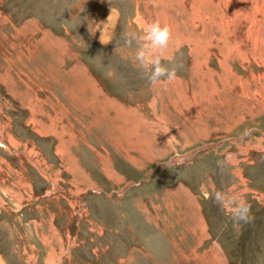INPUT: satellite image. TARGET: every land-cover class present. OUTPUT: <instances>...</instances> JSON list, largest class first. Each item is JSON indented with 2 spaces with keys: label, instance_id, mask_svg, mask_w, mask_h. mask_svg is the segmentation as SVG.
<instances>
[{
  "label": "rangeland",
  "instance_id": "1",
  "mask_svg": "<svg viewBox=\"0 0 264 264\" xmlns=\"http://www.w3.org/2000/svg\"><path fill=\"white\" fill-rule=\"evenodd\" d=\"M0 264H264V0H0Z\"/></svg>",
  "mask_w": 264,
  "mask_h": 264
},
{
  "label": "clouds",
  "instance_id": "2",
  "mask_svg": "<svg viewBox=\"0 0 264 264\" xmlns=\"http://www.w3.org/2000/svg\"><path fill=\"white\" fill-rule=\"evenodd\" d=\"M171 39L172 30L167 22L146 21L139 30H131L124 36V58L150 85L172 83L177 78V70L173 58L167 55ZM211 198L238 226L250 222V205L242 193L215 190Z\"/></svg>",
  "mask_w": 264,
  "mask_h": 264
}]
</instances>
